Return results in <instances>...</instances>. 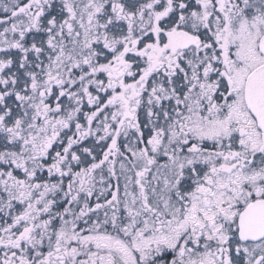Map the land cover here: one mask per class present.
<instances>
[{
	"label": "snow or ice",
	"instance_id": "6c2138e0",
	"mask_svg": "<svg viewBox=\"0 0 264 264\" xmlns=\"http://www.w3.org/2000/svg\"><path fill=\"white\" fill-rule=\"evenodd\" d=\"M0 264H264V0H0Z\"/></svg>",
	"mask_w": 264,
	"mask_h": 264
}]
</instances>
